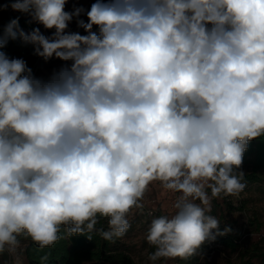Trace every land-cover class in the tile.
I'll list each match as a JSON object with an SVG mask.
<instances>
[{"label":"clouds","instance_id":"1","mask_svg":"<svg viewBox=\"0 0 264 264\" xmlns=\"http://www.w3.org/2000/svg\"><path fill=\"white\" fill-rule=\"evenodd\" d=\"M67 3L0 5L54 29L25 33L16 18L7 38L64 62L45 80L0 50V254L23 264L29 238L40 249L94 232L115 242L158 181L180 195L174 215L152 219L147 259L190 257L230 230L207 214L211 201L239 198L248 143L264 136V0ZM74 18L86 35L66 31Z\"/></svg>","mask_w":264,"mask_h":264},{"label":"rangeland","instance_id":"2","mask_svg":"<svg viewBox=\"0 0 264 264\" xmlns=\"http://www.w3.org/2000/svg\"><path fill=\"white\" fill-rule=\"evenodd\" d=\"M95 0H68L65 10L71 12L74 8L82 7L86 11L90 9L91 4ZM79 19L87 22L86 14H81ZM79 28L74 18L66 31ZM54 31V29H52ZM50 31V32H52ZM93 31L98 32V28L94 26ZM13 58H22V56H9ZM39 58V57H38ZM64 62L58 59H51L45 62L42 58L37 59L31 67L33 74L37 78L48 79L53 72L58 71ZM241 170H247L246 165H241ZM264 182L246 184V188L240 194L239 198L224 197L213 198L211 201V211L208 215L216 217L220 223L233 228L234 233H239L240 239L235 248L227 246L218 240H206L197 250L198 256L194 264H226L231 260L238 264L242 259H247L254 248L264 249ZM210 193V190H209ZM179 193L165 191L160 182L155 181L148 186V190L144 194L141 201L144 207L142 210L133 209L128 215L130 228L126 234L119 239V245L133 258L135 264H152L147 259V254L153 252L154 247L150 246L145 240L152 219L160 216H169L175 214L176 209L173 207ZM199 203V201H197ZM216 230H213L215 232ZM224 232V231H223ZM230 230L227 232L229 233ZM218 236V235H217ZM216 236V237H217ZM25 244L21 242L18 252L22 255L23 264H27L25 254L23 252ZM178 258H161L155 264H178ZM256 264H264L260 259L254 258ZM0 264H14V258L7 252L0 254Z\"/></svg>","mask_w":264,"mask_h":264},{"label":"trees","instance_id":"3","mask_svg":"<svg viewBox=\"0 0 264 264\" xmlns=\"http://www.w3.org/2000/svg\"><path fill=\"white\" fill-rule=\"evenodd\" d=\"M10 0H0V5L9 3ZM19 18V28L25 33H30L33 29L39 28L43 35L50 33L49 29H45L43 25L34 22L30 16L17 11H13L10 7L6 10H0V37L7 39V44L0 49L8 54V56H22L28 67H32L37 61L38 56L34 54V48L31 44H24L19 37L15 40L7 38L6 28L10 21ZM242 165H246L245 173L246 184L264 182V136L249 141L248 147L243 156ZM264 192V186H263ZM224 235H218L215 239L232 248L238 245L240 239L239 233L232 231ZM97 229L103 228L108 230L107 219L100 217ZM227 226L219 223V231L223 232ZM63 236V229L61 232ZM120 239V238H119ZM119 239L115 242L104 240L97 233H92V239H88L86 235H73L65 237L57 241L50 248L40 249L33 243L30 238L22 239L25 244L23 250L27 264H135L133 258L119 245ZM155 251V248L152 249ZM247 259H242L238 264H256L253 259L256 257L264 262V249L254 248ZM47 256V260L42 257ZM196 254L187 258H178V264H194L198 259ZM226 264H236L228 260Z\"/></svg>","mask_w":264,"mask_h":264},{"label":"built area","instance_id":"4","mask_svg":"<svg viewBox=\"0 0 264 264\" xmlns=\"http://www.w3.org/2000/svg\"><path fill=\"white\" fill-rule=\"evenodd\" d=\"M53 32H54V31H52V32H50V33H48V34H45V36H46V37H51L52 34H53ZM68 32H79L81 35H86V34H87L84 30L82 31V30H78V29H75V28H74V29L72 28V30H70V31H68ZM39 58H40V57H39Z\"/></svg>","mask_w":264,"mask_h":264}]
</instances>
